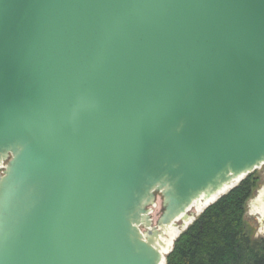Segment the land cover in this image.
I'll return each instance as SVG.
<instances>
[{
	"label": "water",
	"instance_id": "obj_1",
	"mask_svg": "<svg viewBox=\"0 0 264 264\" xmlns=\"http://www.w3.org/2000/svg\"><path fill=\"white\" fill-rule=\"evenodd\" d=\"M263 165L264 0H0V264H165Z\"/></svg>",
	"mask_w": 264,
	"mask_h": 264
},
{
	"label": "trees",
	"instance_id": "obj_2",
	"mask_svg": "<svg viewBox=\"0 0 264 264\" xmlns=\"http://www.w3.org/2000/svg\"><path fill=\"white\" fill-rule=\"evenodd\" d=\"M258 187L256 171L207 207L183 231L165 264H264V239H254L244 220Z\"/></svg>",
	"mask_w": 264,
	"mask_h": 264
},
{
	"label": "rangeland",
	"instance_id": "obj_3",
	"mask_svg": "<svg viewBox=\"0 0 264 264\" xmlns=\"http://www.w3.org/2000/svg\"><path fill=\"white\" fill-rule=\"evenodd\" d=\"M1 172H2V170H0V174H1ZM256 174L258 176V187L254 191L251 199L246 204L244 220H245V223L247 225V228L249 229V231L252 234V238H254V239H264V230L262 229L263 225L260 222V217L252 212V206L250 205V204L254 203L255 199L259 195V192L264 187V165L260 169L256 170ZM160 214H161L160 202H157V206L153 209V212H152V215H151V217H152L154 222L158 219ZM197 217H195L193 219V221Z\"/></svg>",
	"mask_w": 264,
	"mask_h": 264
},
{
	"label": "bare ground",
	"instance_id": "obj_4",
	"mask_svg": "<svg viewBox=\"0 0 264 264\" xmlns=\"http://www.w3.org/2000/svg\"><path fill=\"white\" fill-rule=\"evenodd\" d=\"M259 200V197H257L255 199V202H257ZM255 202L253 204H250L252 206V212L256 215H259V217L261 216V213L263 211L262 208H258L255 206ZM203 210V207H200L199 209L198 208H193L189 211L190 214H192V217H189V220L188 221H183V223L181 224V222L178 223V227L177 228H172L171 230V234H170V238H171V241L173 242L177 236H179V234L185 230V228H187L191 222L193 221V219L195 217H197ZM263 225V230H264V223L262 224ZM263 232V231H262Z\"/></svg>",
	"mask_w": 264,
	"mask_h": 264
}]
</instances>
